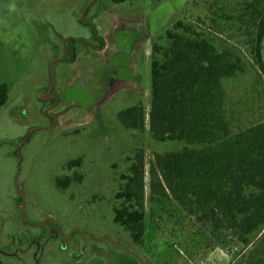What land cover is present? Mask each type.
Returning a JSON list of instances; mask_svg holds the SVG:
<instances>
[{
  "label": "rangeland",
  "instance_id": "1",
  "mask_svg": "<svg viewBox=\"0 0 264 264\" xmlns=\"http://www.w3.org/2000/svg\"><path fill=\"white\" fill-rule=\"evenodd\" d=\"M254 3L0 0V81L10 89L0 111L4 264H242L255 237L245 246L226 226L216 229L208 213L191 216L173 200L151 195L155 156L185 145L157 142L150 132L151 55L146 50L156 42L167 45L166 31L181 21L217 47L231 48L245 73L224 81L226 110L233 128L245 129L264 119V74L253 54ZM115 9L104 18L106 47L90 24L72 22ZM68 38L75 40L64 44ZM262 55L264 61V40ZM139 102L145 128L126 130L117 115ZM137 151L145 155L141 247L113 221L122 175ZM77 158L81 167L69 170L67 163ZM57 175H82L83 180L61 190L54 185Z\"/></svg>",
  "mask_w": 264,
  "mask_h": 264
},
{
  "label": "trees",
  "instance_id": "2",
  "mask_svg": "<svg viewBox=\"0 0 264 264\" xmlns=\"http://www.w3.org/2000/svg\"><path fill=\"white\" fill-rule=\"evenodd\" d=\"M127 1L112 0L116 4ZM250 11L255 29L253 54L264 74V0H255ZM174 30L165 33L167 45L156 42L152 46L150 132L157 142L185 147L155 156L151 195L173 200L191 216L208 213L216 229L226 226L245 246L255 237L242 264H264V119L235 130L226 110L224 81L245 73L244 63L231 48L217 47L192 33L184 21ZM9 96L8 85L0 81V111ZM117 119L126 130H144L145 108L139 102L119 112ZM82 163L77 158L67 164L72 170ZM81 180L82 175L53 179L61 190ZM122 180L116 195L121 203L114 208L113 221L130 235L133 245L141 247L147 215L143 151L135 153ZM0 264H4L1 254Z\"/></svg>",
  "mask_w": 264,
  "mask_h": 264
},
{
  "label": "crops",
  "instance_id": "3",
  "mask_svg": "<svg viewBox=\"0 0 264 264\" xmlns=\"http://www.w3.org/2000/svg\"><path fill=\"white\" fill-rule=\"evenodd\" d=\"M127 3V2H126ZM125 3V4H126ZM122 5H124V4H122ZM114 11H116L117 12V10L115 9V10H112V11H103V12H97V14L96 15H92L91 16V20L90 21H86V23H89L91 26L92 25H94L95 27H96V30H97V33H98V35H99V37L102 39V41H103V44H104V47H106V42H105V39H104V35H103V32H102V30L104 29V26L106 25V20L104 21V18L108 15V14H106V13H109V14H111V12L112 13H115ZM125 14V13H124ZM113 15V14H112ZM126 17H133L134 19H142L141 17H137V15L136 14H131V15H129L128 13H127V15H126ZM72 22H75V23H77V24H82V22H81V20H80V15H79V17H76V19L75 18H72ZM115 22V21H114ZM88 24V25H89ZM104 31V30H103ZM74 41L75 39H70V38H68V39H66V41L67 42H69V41ZM147 51V53H146V56L147 55H151L152 54V49H151V51L149 50V48L146 50ZM113 245H115V246H117L118 245V243H114ZM117 247H120L119 245L117 246ZM121 249L123 250V249H125V248H123V247H121ZM126 250V249H125ZM127 254L128 255H130V256H133L136 260H137V258H136V256L134 255V254H132L129 250H127ZM67 262H68V260H67ZM138 262H139V260H137V264H138ZM63 263L64 264H68V263H66V261L64 262L63 261Z\"/></svg>",
  "mask_w": 264,
  "mask_h": 264
},
{
  "label": "flooded vegetation",
  "instance_id": "4",
  "mask_svg": "<svg viewBox=\"0 0 264 264\" xmlns=\"http://www.w3.org/2000/svg\"><path fill=\"white\" fill-rule=\"evenodd\" d=\"M53 100H54V103L56 104L57 99H56L55 97H53ZM48 116H50V115H48ZM52 118H53V123H54V120H56V118H55L54 116H52ZM126 250H127V249H126Z\"/></svg>",
  "mask_w": 264,
  "mask_h": 264
},
{
  "label": "water",
  "instance_id": "5",
  "mask_svg": "<svg viewBox=\"0 0 264 264\" xmlns=\"http://www.w3.org/2000/svg\"><path fill=\"white\" fill-rule=\"evenodd\" d=\"M63 43L65 44L66 43V39L63 41ZM51 95V94H50ZM50 98V97H49Z\"/></svg>",
  "mask_w": 264,
  "mask_h": 264
}]
</instances>
